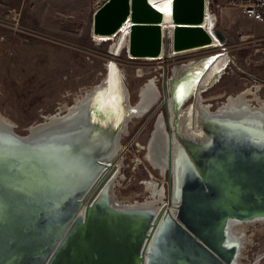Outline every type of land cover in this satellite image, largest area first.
Wrapping results in <instances>:
<instances>
[{
	"label": "water",
	"instance_id": "95a60500",
	"mask_svg": "<svg viewBox=\"0 0 264 264\" xmlns=\"http://www.w3.org/2000/svg\"><path fill=\"white\" fill-rule=\"evenodd\" d=\"M128 15L134 22L128 51L133 55H158L162 46L158 22L162 15L147 0H101L93 13L92 29L96 33L115 32ZM173 16L176 21L174 48L210 41L208 32L199 25L203 0H175ZM215 32L224 38L220 29ZM164 41L167 49V37ZM103 83L94 86L102 89ZM89 94L84 95L86 120L45 131L35 141L27 137L28 133L0 128V200L6 197L8 189L17 199L33 203L47 199L48 204L53 199L58 200L56 222L51 223L47 231L49 237L43 242V249L22 250L18 261L23 262L21 264L29 261L30 264L233 262L238 244L227 238L229 221L264 219V137L256 139L247 116L205 112L200 120L205 132L203 139L182 138L183 145L178 147V152L183 155H179L178 162L184 160L182 164H187L188 168H184V180L177 187L180 201L177 214L166 212L162 217L148 245L149 255L144 263L147 231L159 218L160 210L154 213L143 209H116L106 193H100L111 174L107 176L100 171L99 175L105 174L103 179L97 184L96 179L92 180L102 163L98 157L111 151L99 145L102 136L97 140L96 135L103 130L112 133V130L89 122ZM261 127L264 129V121ZM92 137L94 142L88 143ZM27 152L35 158L20 164L17 155H27ZM75 163L78 174L71 173ZM19 166L22 168L18 171ZM92 186L95 188L81 219L76 212ZM49 214L44 209L34 218L42 221ZM32 224L31 219L23 223L22 233L31 240L26 244L28 247H32L38 237ZM12 263L13 259L7 261V264Z\"/></svg>",
	"mask_w": 264,
	"mask_h": 264
},
{
	"label": "rangeland",
	"instance_id": "374dc122",
	"mask_svg": "<svg viewBox=\"0 0 264 264\" xmlns=\"http://www.w3.org/2000/svg\"><path fill=\"white\" fill-rule=\"evenodd\" d=\"M100 1L0 0V114L12 121L16 132L26 134L32 125L43 122L47 114L58 113L61 103L72 104L104 76L111 40L96 42L91 37L93 13ZM210 2L232 61L209 91L203 92L206 103H212L211 111L217 112L224 101L219 94L224 93L227 98L247 85L255 87L258 97L264 100V21L249 20L238 9L228 7L227 0ZM198 54L179 53L161 61L128 57L123 51L116 61L124 73L129 102L135 105L143 87L155 80L157 90L162 89L163 93V79L172 75L171 66L189 64L187 61ZM149 109L142 116L132 117L117 136L122 146L118 157L121 167L111 192L125 203L149 196L141 185L143 177L152 173L162 180L159 172L145 161L142 147L148 145L156 115L165 109L163 103H155ZM136 157L143 162L134 164ZM9 190L0 202V249H8L11 234L25 245L31 243L27 235L22 236L25 220L33 221L31 228L36 234L50 231L51 223L56 222L57 199L48 204L47 199L33 203L17 199ZM44 209L50 214L42 221L35 219ZM10 210L14 212L11 215ZM245 234L248 242L240 261L264 264V224L247 226ZM20 252L1 251L0 264H7L9 259H13L12 264L23 263L19 262Z\"/></svg>",
	"mask_w": 264,
	"mask_h": 264
},
{
	"label": "bare ground",
	"instance_id": "6f19581e",
	"mask_svg": "<svg viewBox=\"0 0 264 264\" xmlns=\"http://www.w3.org/2000/svg\"><path fill=\"white\" fill-rule=\"evenodd\" d=\"M174 1L175 0H149L150 4L153 3V5H156L157 8L155 7V9H159L158 11L162 15L158 24L162 25V34L164 37L167 36V29L171 28V32H173V27L176 25V21L173 16ZM202 18L203 22L200 23L201 25L205 24L206 26L207 23L209 24L211 22L212 16L210 15L207 18L202 16ZM132 24V19L128 15L123 22L122 28H119L116 32L96 33L92 29L91 35L95 36L96 39L101 40V42L113 40L114 46L118 43L117 51L119 48H121L120 52L125 51L128 57H142L146 60H154L159 59V56L161 55H166L164 40L162 41L160 55H133L128 52ZM209 27L210 25H207L206 31L210 35V41L212 40V42L216 43L215 45H218V38L215 36L214 31ZM114 48L115 47H113V49ZM206 48H208V46H206ZM175 51L183 52L182 49L177 48H175ZM224 62L225 58L223 56L205 57L201 60L189 62V64L186 65L184 64L178 67H173V70L171 71L172 75L166 77V79H163V93H161L162 89L157 90V84L155 85L156 80L155 82H150L152 81L150 80V83L144 86L141 90L137 100L138 102L135 105H132L131 102H129V91L126 88L124 82V73L121 68H119L118 64L115 62L107 63L103 72L104 76L100 80L101 82L105 81L103 83L104 87L102 89H99L100 86L91 87L87 92L91 93L89 94L90 98L88 101V105L90 104L91 107V110L89 109V111H91L89 122L92 124L97 123L96 125L109 128L113 133H108L103 130L100 134L97 132L98 135H96L97 140L100 138L99 136H102V138H100L98 141L99 145L101 147H107V149L111 148V151L104 157H98L102 163L99 164V169L93 176L92 180L94 181L96 179L95 183L97 184L101 179H103L105 175H99L100 171H102V173H107L108 176L116 168V171L105 180L103 184L104 188L101 189L100 193L105 192L109 203L116 209H143L151 210L154 213L160 210V216H158L159 218H156L153 226H151V228L147 231L149 236L143 251L144 263H146V259L149 255L147 250L148 245L156 229L158 228L162 217L166 212H169L174 216L177 214V205L180 202L177 198V187H179V185L184 180V168H188L187 164H182L185 162L184 160H181L180 163L178 162L179 155H183V153L178 152V147L183 145L182 138L185 137H190L192 139H203L205 132L203 126L200 123L202 117L201 115L205 112H209L213 114L221 113L222 115L228 116H247L249 123L253 125L252 130L257 137L256 139H259V137H264V129L261 127L264 121V100L258 97L257 89L255 87H250L247 85L237 94L227 98L226 96L228 95L224 93L219 94L224 98V101L216 110L217 112L213 110L211 111L212 103H206L207 99L204 98L203 92L209 91V88L221 75V73L216 75L219 71V68H221V71L228 67V65H224ZM165 73L167 72L165 71ZM154 78L156 79V77ZM186 94H189L190 96L188 101H184ZM84 95L85 94L83 93L80 97H76L72 104L61 103L58 113H51L49 115L47 114L43 122L36 123L28 128L27 137L32 141H35L38 136L45 131L60 129L63 126L69 124L76 125L80 122V120L82 121V119H85L86 114ZM173 95L178 96L179 105L174 103ZM155 103H163L164 109L166 110H162L156 115L152 125L153 130H151L152 134L150 135L148 145L146 143L147 146L144 144L142 148L143 152L145 153V161L150 167L153 166L152 168L161 175L162 185H160V183L156 184L154 178H148L147 176L145 177V182L141 185L145 195L149 196H146V198L143 200L134 197L136 200H131L132 202L129 201L128 203H125L126 201L123 202L117 199L114 195H112L111 192L112 186L115 184V180H117L116 177L119 174L120 169L118 157L120 156V150L122 146L121 143H119L120 141H118L117 136L122 131V129L126 127V123L129 122L132 117L142 116L149 108L151 109ZM253 120H256L257 122H253ZM162 126L164 134L160 133ZM2 127H9L13 130L15 128L12 121L0 114V128ZM103 132L106 134V136ZM94 140L95 138L92 137L88 143L94 142ZM31 155L32 154L30 152H27V155H17L18 157H16L20 158L19 163L22 164L35 158H31ZM140 159L142 161V158ZM73 166L74 168L71 169V173L78 174L79 169L76 163L75 165L73 164ZM21 168L22 166H19L18 171ZM95 186H92V188L89 189L87 196H82L84 197L83 201L76 212V214L78 213L81 215V219L84 218L86 202L90 200L92 195L91 193ZM1 201L2 200H0V202ZM14 210L15 213H18L16 209ZM5 212L8 213L7 211ZM11 213L14 212L10 210L9 214L11 215ZM4 217H7V215H4ZM256 224H264V219L259 218L229 221L226 234L227 238L230 242L235 241L238 244V254L235 257V260L229 264H243L240 261V258L243 257L242 255L248 242L245 232L247 226H255ZM22 236L24 237V235ZM38 236L37 242L32 247H27L24 244V241H18L17 236L13 237L11 234L8 249L13 250V252L19 250L24 251L26 249L29 251V248H32L31 250L41 251L44 245L40 242L42 240L44 242L46 239H48L49 232L43 231L42 233L38 234ZM229 238L233 240H230ZM8 249L2 246L0 252H3V250L6 251ZM28 264H30V261Z\"/></svg>",
	"mask_w": 264,
	"mask_h": 264
},
{
	"label": "built area",
	"instance_id": "2783aa9c",
	"mask_svg": "<svg viewBox=\"0 0 264 264\" xmlns=\"http://www.w3.org/2000/svg\"><path fill=\"white\" fill-rule=\"evenodd\" d=\"M147 1L149 2V0H147ZM151 4H152V6L154 8L156 7V5H153V3H151ZM226 5L228 7H232V8L238 9L244 15V17L248 18L249 20H252V21H255V22L264 21V0H227ZM210 15L212 16L211 22L209 24L207 23V25L208 26L210 25L209 28L214 31L215 36L218 38V41L220 42L218 45H215L214 47H211V48H206V46H210V45L216 44L215 42H212V40H211L210 42L205 43V44L203 43V44H198V45L189 46V47H185V48H178V49H182L183 52L175 51V48L173 47V32H171V28H168L167 29L168 32H167V36H166L167 40H168V47L166 49V55L159 56V59H157V60L163 61L164 59L172 58L174 56H177L179 53L180 54H184V53H188V52H199V54H198L199 56L192 57V59L188 60L187 62H194V61H197V60H201V59H203L205 57H216V56H220L221 57V56H223L225 58L224 65H229L230 62L232 61V55L230 54V51L227 48L226 38L225 37L221 38V36L218 33L215 32L216 29H220L217 26L216 13L213 10V8L211 7L210 0H203V17L207 18ZM123 22L124 21H122V23L117 28V30L119 28H122ZM202 22H203V18H202L201 23ZM201 23L199 25H201ZM207 25L205 26V24H204V25H201V26L206 30ZM160 29H161V42H162L164 39H166V37H164V35L162 34V25H160ZM91 37H92V39L94 41L101 42V40L96 39L95 36L91 35ZM117 45H118V43L114 46V41L113 40L109 42V45H108L109 46V57L107 58V61H105V65L107 63H112V62L118 63L116 61V58L119 57L120 54L123 51L120 52L121 48H119L118 51H117ZM113 47H115V48L113 49ZM213 51H215V52H213ZM211 52H213V53H211ZM209 53H211V54H209ZM159 55H160V53H159ZM183 63H185V62H182L180 64H174L173 67H176V66L178 67L179 65H181ZM173 67L171 66L170 72L173 70ZM160 77H163V73L162 72H160ZM189 98H190L189 94H186L185 98H184L185 99L184 101H188ZM173 99H174V103L179 105V102H178L179 98L177 96L173 95ZM136 145L139 146V144H136ZM141 162H142L141 159H138L137 157L134 158V160H133L134 164H140ZM115 171H116V168L113 170V172H115ZM150 175L151 176H148V178L149 177L154 178L156 184L160 183V185H162L161 180H159L158 178L152 176V174H150ZM141 180H142L141 183L143 184L146 179H145V177H143Z\"/></svg>",
	"mask_w": 264,
	"mask_h": 264
},
{
	"label": "flooded vegetation",
	"instance_id": "af4514ba",
	"mask_svg": "<svg viewBox=\"0 0 264 264\" xmlns=\"http://www.w3.org/2000/svg\"><path fill=\"white\" fill-rule=\"evenodd\" d=\"M157 126H158V124H157ZM161 134H164V130H163V126H162V128H161V132H160ZM107 184H108V181H107ZM107 184H106V186H107Z\"/></svg>",
	"mask_w": 264,
	"mask_h": 264
}]
</instances>
